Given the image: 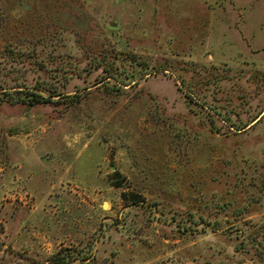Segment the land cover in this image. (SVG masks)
<instances>
[{
    "label": "rangeland",
    "instance_id": "obj_1",
    "mask_svg": "<svg viewBox=\"0 0 264 264\" xmlns=\"http://www.w3.org/2000/svg\"><path fill=\"white\" fill-rule=\"evenodd\" d=\"M61 250L264 264V0H0V264Z\"/></svg>",
    "mask_w": 264,
    "mask_h": 264
},
{
    "label": "trees",
    "instance_id": "obj_2",
    "mask_svg": "<svg viewBox=\"0 0 264 264\" xmlns=\"http://www.w3.org/2000/svg\"><path fill=\"white\" fill-rule=\"evenodd\" d=\"M119 176V174H118ZM118 187H121V183H118ZM126 197V195H125ZM134 203L139 204L141 202L140 197L135 196ZM69 251L67 250H61L58 254L54 255L52 258L49 259V262L51 264H69L70 259H69Z\"/></svg>",
    "mask_w": 264,
    "mask_h": 264
},
{
    "label": "water",
    "instance_id": "obj_3",
    "mask_svg": "<svg viewBox=\"0 0 264 264\" xmlns=\"http://www.w3.org/2000/svg\"><path fill=\"white\" fill-rule=\"evenodd\" d=\"M107 207V205L106 204H104V208H106Z\"/></svg>",
    "mask_w": 264,
    "mask_h": 264
}]
</instances>
